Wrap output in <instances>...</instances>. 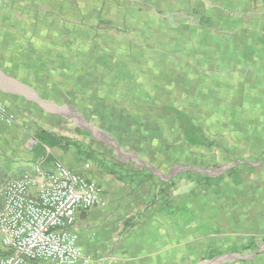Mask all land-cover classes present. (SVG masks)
Returning <instances> with one entry per match:
<instances>
[{"label":"crops","instance_id":"0c3cea01","mask_svg":"<svg viewBox=\"0 0 264 264\" xmlns=\"http://www.w3.org/2000/svg\"><path fill=\"white\" fill-rule=\"evenodd\" d=\"M103 1L6 0L0 4V97L17 116L12 131L18 130L19 138L13 140L20 146L19 156H31L29 165H34L27 174L36 176L38 168L51 172L59 160L99 184L105 205L79 212L73 227L84 254L91 257L90 264H264V86L250 107L252 115L240 110L242 116L234 118L231 110L213 118L206 112L203 123L182 128L179 113L186 107L185 99L198 92L197 76L187 68L183 74L180 63L186 60L185 65L192 67L189 71L194 70L198 61L197 52H191L192 43L187 48L189 55L182 56L176 51L180 46L175 47V40L182 38L180 29L165 20L167 16L157 14L156 7L149 12L152 20L141 12L147 15L146 19L140 16L142 28L170 38L164 48L174 50L169 57H157L156 63L179 67H150V56L140 53L141 67L135 68L133 54L139 53L133 49H147L155 43L118 41L115 30L108 31L115 35L112 40H85V22L90 14H100ZM127 1V8L137 1L150 3ZM166 2L174 5L176 0ZM114 4L116 15L124 17V0ZM208 15L219 23L212 11ZM160 23L166 24V30L158 28ZM235 46L227 44V48ZM84 48L128 49L123 56L108 57L119 70L115 80L123 82L115 85L118 98L113 99L125 107L127 117L125 122H116L118 132L109 131L113 155L106 156L101 146L78 144L98 156L96 161L77 164L80 158L74 149L25 136L30 125L26 112L55 113L48 98L66 97L69 81L82 80ZM226 51L223 59L233 65L238 57ZM207 54L204 75L208 80L216 59ZM123 62L128 68L121 67ZM92 77L93 92L100 95L101 80L106 77ZM76 87L80 89L78 83ZM204 93H214L211 82ZM174 117L176 126L170 122ZM97 127L106 132L102 124ZM6 129L0 127V131ZM187 129L201 137L204 145L186 141ZM182 143L208 150L204 156L181 154ZM213 144L220 146L216 156H212ZM51 156L55 160L49 164ZM86 163L91 164L90 170H85ZM6 253L0 238V259Z\"/></svg>","mask_w":264,"mask_h":264},{"label":"rangeland","instance_id":"374dc122","mask_svg":"<svg viewBox=\"0 0 264 264\" xmlns=\"http://www.w3.org/2000/svg\"><path fill=\"white\" fill-rule=\"evenodd\" d=\"M149 1L150 3L137 1L136 6L132 5V8H127L130 1L124 0L126 6L124 17L120 14L116 15L115 0L103 1L105 5L100 14H90V18L85 22V40H112L115 35L108 31L115 30L119 33H117L119 37L114 39L118 41L146 39L148 44L155 43L154 46L147 49H140V47L137 50L133 49V52L139 53L138 55L133 54L134 61H137L133 67H141V61L137 57L140 53L150 56V67H159L163 70L179 67L177 63L170 65L156 63L162 56L172 55L174 50L169 51L164 48L170 38L157 33L149 34L146 29L142 28L140 17L142 14L139 13L146 14L147 12L149 19L152 20L149 12L156 7L157 14L167 16L165 20L171 21L172 25L181 31L182 38L175 40V47L180 46L176 51H180L182 56L189 55L187 48L192 43L191 52H197L198 62L193 71H189L192 67L185 65L188 63L186 60L180 59L182 73L185 74L184 68H187V72H194L197 76L198 88L197 96L186 98V107L179 113L182 128L185 125L194 128L201 122L203 123L206 112L213 118H218L224 115L225 111L231 110L234 118L242 116L240 110H244L246 115H252L250 107L259 98L257 97L258 89L264 86V0H176L174 5L167 3L166 0ZM151 2H154L153 5ZM209 11H212L219 23L213 22L212 17L208 15ZM223 12H225L224 15H222ZM142 16L144 19L147 18V15ZM221 22H225V24L219 25ZM158 28L166 30V24L160 23ZM101 30L106 32L103 31L98 36L97 32ZM144 33L146 37L143 36ZM230 42L237 46L234 49L227 48V44ZM225 51L238 57L237 60H234L233 65L225 63L226 58L223 59ZM83 52L82 80L69 81V91L66 97L48 98V103L53 104L56 109L55 113L44 114L36 109L27 111L26 116L30 125L25 136L34 139L37 134L46 132V134L69 142L90 147L101 146V150L106 156H111L114 150L108 145L110 142L109 131L118 132L115 129V124L116 122H125L127 112L122 104H118L113 99V97L118 98L115 85L123 82L115 80L114 74L117 68L110 63L108 57L123 56L128 52V49L84 48ZM206 52H209L210 58L216 59V64L212 67L213 74L208 80L204 75L205 71L207 72V65L204 61ZM157 57L159 58L157 59ZM123 63L121 67L128 68V65ZM99 74L101 77H106L101 80L100 95L93 92L94 81L92 80L93 75L98 78ZM210 82L213 84L214 90L211 95L204 93L206 85ZM77 83L80 89L76 87ZM58 94L60 95L61 92ZM47 116L48 118H45ZM170 122L171 125L175 122L176 126V118ZM99 123L106 127L105 133H103L105 130L98 131L97 124ZM15 124L0 131V190L8 180L21 178L25 174L31 173L34 166L29 165L32 162L31 156H19L20 146L16 144L17 141L13 140L19 138L18 130L12 131ZM8 135L11 138H7ZM213 145L215 147L212 156H216V149L220 146ZM207 150L203 147L192 149L184 144L181 146V154L187 153L189 156H204ZM209 155L207 153V156ZM94 156L98 155H93L95 159ZM51 157L48 159L49 164L55 160L53 156ZM82 160L84 159L80 158V160H76V163L79 164V161Z\"/></svg>","mask_w":264,"mask_h":264},{"label":"built area","instance_id":"2783aa9c","mask_svg":"<svg viewBox=\"0 0 264 264\" xmlns=\"http://www.w3.org/2000/svg\"><path fill=\"white\" fill-rule=\"evenodd\" d=\"M16 121L0 97V127ZM84 168L90 170L91 164ZM37 171L36 176L26 174L3 187L0 238L7 253L0 264H90L73 227L79 212L105 205L99 184L59 161L51 172Z\"/></svg>","mask_w":264,"mask_h":264},{"label":"trees","instance_id":"16d2710c","mask_svg":"<svg viewBox=\"0 0 264 264\" xmlns=\"http://www.w3.org/2000/svg\"><path fill=\"white\" fill-rule=\"evenodd\" d=\"M192 131L190 129L186 130V134H185V139L186 141L190 142L192 145H203L204 141H201V137H195L192 135L191 133ZM48 135H46V133H40L37 136V139L44 143V144H49L51 146H60V145H64L65 147H69L74 149L79 158H83L85 161H95V159L93 158L94 153H92L91 151L88 150H84L81 148V146H79L78 144H74L71 142H65L64 140L60 139V138H56V137H47Z\"/></svg>","mask_w":264,"mask_h":264}]
</instances>
